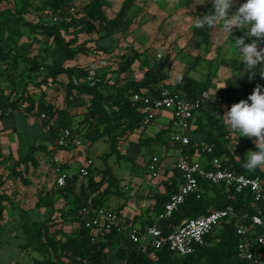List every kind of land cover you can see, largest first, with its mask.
Returning <instances> with one entry per match:
<instances>
[{"label":"trees","instance_id":"obj_1","mask_svg":"<svg viewBox=\"0 0 264 264\" xmlns=\"http://www.w3.org/2000/svg\"><path fill=\"white\" fill-rule=\"evenodd\" d=\"M134 1H124L118 16L119 18H123V14L132 7ZM192 1L187 0L189 4ZM239 1L241 3L244 2V0ZM77 2L78 0H45L44 3L47 10L53 16L62 17V21L53 24L24 23L35 36L41 35L52 39L55 49L64 54L66 62L69 63L66 66L63 64L51 66L42 82L44 85H48L50 82L57 84L61 83L58 80L60 76L67 78L66 83H61L65 89L66 107L55 108L44 102V100H41L38 104H34L32 98L26 94V89L20 93L21 96L18 99L15 98L13 100L12 96L3 97L0 120L6 117L10 109H17L20 101L27 103L26 111L28 115L36 111L35 115L40 119L42 114L46 116L45 119H41L42 127L46 129L45 139L38 145L31 144L29 152L25 156L20 155L17 160H13L8 169V177H13L24 186L29 185V181L25 178V175L31 169L39 167L38 154L51 155L52 150L50 147L56 144L58 131L61 128H74L76 126L86 128L84 140L94 146L97 142L107 139L110 153L107 155L105 161L106 168L100 172V176L93 175L94 168H92L87 183H84L76 174L68 179L66 186L62 190L56 192L66 201L69 210L64 215L75 220L77 224L76 228L72 229L70 234L64 233L63 229L52 232L50 219L43 222L26 217L22 223L25 242L21 246V249L24 251L31 249L39 255L33 264H55V260L66 261L68 264H114L109 253L110 251L112 252V248L115 245H119L116 255L124 264H246L238 257L237 248L241 238L237 236L233 223H223L222 226L214 230L207 237L208 246L199 248L195 254L186 258H176L168 249L144 254L136 246L130 244L125 235L117 234L116 232H112L104 241L96 245L91 242L89 230L84 227L80 214L86 200L93 196L95 204L103 207L110 196H122L121 182L113 175L112 169L107 165V159L115 156L120 161L131 164L136 163L133 158L123 155L120 151L122 140L128 135L138 132L143 120V115L137 108L132 107L129 99L133 94L144 91L149 93V95H156L154 87L166 82L168 78L165 75L166 65L162 64L148 68L141 80H135L133 78V67L139 60L140 55L135 52H128L120 57L114 82L107 81L106 76H103L93 86L75 85L73 79L85 77L88 74V69L70 65V63L78 55L85 54L86 49L84 45L80 44L78 36L68 39L63 34V31L69 32L76 25L84 24L90 32L99 29V31L108 34L117 26V21H109L106 16L104 8L107 5V0H92L80 9ZM73 4L78 8V13L75 15L67 12L68 8ZM3 5H9V3H3L1 6ZM233 5V8H235L234 3ZM29 8L28 2H24L17 16H12L9 21L0 23V35L8 22L21 23L23 16L28 13ZM65 11L68 13L67 15H64ZM210 13L211 6L208 10V14ZM214 27H195V34L200 38L199 47L209 44ZM108 47L110 46L99 45L97 48L100 51L108 52ZM7 49L0 47V60L9 58L10 52ZM20 58H23L29 65V71L38 72L40 70L35 58L31 59L28 54L20 55L18 52L15 62ZM246 70V66L232 67L229 78L224 81L223 87L216 91L218 94L228 96L226 105L221 109H215L211 106L207 110H202L195 119V129L191 134V138L193 144L200 143L201 141L214 144V153L211 156H207L208 160L222 158L224 160V168L251 178L258 177L264 184V166L252 171L243 167L246 161V153L249 150H254L253 139L241 137L235 146H232V133L228 131L221 116L232 104L246 99L257 84L263 85L264 77L259 74L263 73L262 65L255 70L259 73L251 79L249 78L251 76L250 73L246 72L243 76ZM168 88L185 90L191 98H197L204 90L215 91L209 89L208 82L202 83L190 76H184L175 87ZM83 95L91 97L92 100L88 106L85 118L79 124H76L75 119L77 118V114L71 109L70 105L72 101L78 100ZM17 96L18 94L15 97ZM171 131L172 128L168 127L166 130L160 131L154 139H140V141L149 148L154 144L170 148L168 134ZM174 147L182 150L184 154L194 153V149L190 151L187 147L180 148L176 145ZM179 178L178 171H174V175L164 182L165 192L156 193L153 196L155 203L152 211L157 214L164 211V207L170 196L179 189ZM5 184L6 180L0 176V234L5 230L6 203H11L10 197L3 190ZM203 187L205 192L201 199L190 197L175 212L173 218L167 223H159L166 232H170L184 220L199 217L213 210L224 209L230 205L238 211L252 213V210L248 206L252 200L250 191L236 193L233 190L227 191L222 186L208 185L206 183H203ZM43 195V192H40L37 207L51 208L47 205ZM261 208L264 210V201L261 204ZM118 211L120 210L118 209ZM131 221L134 224L137 223L135 220ZM152 224V220L145 222V226ZM152 256L157 258V263L151 260ZM260 264H264V248Z\"/></svg>","mask_w":264,"mask_h":264},{"label":"rangeland","instance_id":"obj_2","mask_svg":"<svg viewBox=\"0 0 264 264\" xmlns=\"http://www.w3.org/2000/svg\"><path fill=\"white\" fill-rule=\"evenodd\" d=\"M44 1L12 0L9 5L0 7V23H3L9 21L12 16H17L24 2H28L30 5L28 13L23 16L21 23L8 22L1 31L0 47L7 49L8 46L7 50L10 52V56L6 60H0V88L5 94L12 97L26 89V94L32 98L34 104L44 100L55 108H64L66 107V94L61 83H66L67 78L60 76L58 80L61 83L57 84L50 82L48 85H44L42 82L51 66L60 64L66 66L69 63L66 62L64 54L55 49L52 39L41 35L35 36L24 24L25 22L32 24L54 23V16L47 10ZM90 1L92 0H78V8H82ZM124 1L107 0V5L104 8L106 16L109 21H117V26L112 29L111 33L107 34L99 29L90 32L84 24L76 25L69 32L63 31L68 39L78 36L80 44L84 45L86 49V53L78 55L70 65L87 68L88 72L94 68L100 80L106 76L107 81L114 82L120 57L128 52H135L140 55L133 67L135 80H141L148 68L165 64V75L168 79L161 83V86L175 87L184 76H190L202 83L208 82L209 89L215 91L222 88L224 81L231 74L232 67L243 66L233 39L244 35V31L247 30L246 25L236 29L232 33V37L224 32L222 23L218 22L213 28L209 44L198 46L200 38L195 34L196 17L208 12L211 0H193L191 4L187 0H135L132 7L123 14V18H119ZM233 3L235 8L230 9L229 14H233L242 4L239 0H233ZM67 14L65 11L64 15ZM99 45L110 46L108 52L100 51L97 48ZM260 47L264 48V40H261ZM18 52L20 55L28 54L31 59L35 58L40 70L38 72L29 71V65L23 58L17 59L18 61L15 62ZM262 67L264 73V65ZM91 100V97L83 95L78 100L72 101L70 107L77 114L76 124L85 118ZM35 113L36 111L31 115L35 116ZM21 123L25 124L23 118ZM136 133L128 135L120 145L121 153L133 158L136 161L135 164L120 161L115 156L107 159V165L115 176L126 183L129 182L125 180H128L132 170L134 178L137 176L147 178L149 174L148 161L151 156L153 154L158 157L162 156L158 148L145 146L140 141L142 135ZM10 136L11 141H14L13 135ZM252 139L254 140L255 137ZM236 143L237 136L232 133L231 145L235 146ZM79 152L84 160L86 158L94 161L92 174L100 176V172L106 168L105 161L110 153L107 139L97 142L94 146L84 140V145ZM80 163H73L74 172L79 170ZM11 164L6 168L0 167L1 171H5V174L9 173L8 169ZM5 165H8L7 160ZM34 170H30L32 175L29 185L24 186L20 181L13 180L12 184L7 186L8 193L4 191L10 197L11 203H6L5 230L0 234V264H33L39 257L31 249L26 251L21 249L25 242L22 223L26 217L43 222L50 219L52 232L63 229L64 233L70 234L72 228L77 225L73 218L64 215L69 207L60 194H44L43 197L51 208L37 207L39 193L43 190V182H41L43 179ZM28 175L29 173L26 174V176ZM38 180L40 181L38 182ZM122 191V196L111 199V204L114 201L123 204L127 200L131 202V191L126 189ZM134 202L140 204L138 201ZM139 207L137 206V208ZM118 249L119 245L113 246L112 252L109 253L110 258L114 264H124L116 255ZM151 260L155 263L158 261L154 257Z\"/></svg>","mask_w":264,"mask_h":264},{"label":"built area","instance_id":"obj_3","mask_svg":"<svg viewBox=\"0 0 264 264\" xmlns=\"http://www.w3.org/2000/svg\"><path fill=\"white\" fill-rule=\"evenodd\" d=\"M10 2L12 0H0V6ZM67 12L75 15L78 13V8L73 4ZM53 21L58 23L62 21V17L54 16ZM99 81L100 78L94 68L90 69L85 78L73 79L75 85L93 86ZM2 91L3 89L0 88V113L3 97L8 96ZM154 91L156 93L154 96L146 91L135 93L129 101L132 107L137 108L143 115L140 132H145L164 113H169L170 119L167 126L172 128L169 136L170 143L180 148L187 147L190 151L194 149L192 154H184L180 150V155L175 158L174 171H178L180 175L179 189L170 196L164 211L157 214L153 224L145 227L124 219L121 212L116 209L96 205L94 197H89L80 214L84 227L89 230L91 242L96 245L104 241L112 232H116L125 235L128 242L144 254L168 249L174 257L186 258L195 254L199 248L208 246L207 237L223 223H233L237 236L241 238L237 248L238 257L246 264H260L264 248V210L261 208L264 201L263 181L258 177L251 178L224 168L222 158L208 160L207 156L214 153V144L206 141L193 144L191 138L197 115L211 106L221 109L226 105L228 96L218 94L216 91L204 90L197 98H191L185 90L161 85L154 87ZM16 95L13 96V100L21 96L18 94L15 97ZM26 110L27 103L20 101L17 109H10L6 117L16 112L27 114ZM45 118L46 116L42 114L41 119ZM86 131V128L79 126L61 128L58 131L56 144L52 147L48 163L52 181L50 191L59 192L66 186L68 179L74 176L65 170L61 153L81 149ZM93 166L92 159H85L77 173L84 183H87ZM148 170L152 178L159 177L163 166L158 157L150 158ZM203 183L222 186L227 191L233 190L236 193L250 191L252 200L248 206L252 213L238 211L230 205L224 209L213 210L199 217L184 220L179 226L166 232L159 223H167L173 218L175 212L190 197L201 199L205 192ZM54 262L68 264L66 261L55 260Z\"/></svg>","mask_w":264,"mask_h":264},{"label":"crops","instance_id":"obj_4","mask_svg":"<svg viewBox=\"0 0 264 264\" xmlns=\"http://www.w3.org/2000/svg\"><path fill=\"white\" fill-rule=\"evenodd\" d=\"M35 116L28 115V114H21V113L16 112L12 115L5 117L3 120H0V162H1L0 167L2 166L5 168L8 167L10 163H12L13 160H17L20 155L25 156L29 152V147L31 144L38 145L42 143L43 139H45L46 129L42 127V120L38 116H37L38 118H36ZM21 117L24 119L25 124L21 123L22 122ZM169 119H170V114L164 113L156 121V123L150 126L145 132L138 131L137 133L139 135H142L141 139L143 140L154 139L160 131L167 129L168 127L167 123ZM160 122H162V124H160ZM10 135H13L14 141H11ZM33 136H35L34 139H33ZM169 136H170V133L168 134V140H169ZM169 144H170V148H166L158 144H154L151 147V148H158L160 152L162 153V156L160 157L156 156V154H153L151 156V157H154V156L158 157L162 163L163 170H162V173L159 175V177L152 178L151 175H149L150 174L149 173L147 178H140L137 175H136L137 178H134L133 177L134 174L132 170L128 180H125V181H129L127 182L129 184H127L126 182H122V180L118 179V177H116L115 174L113 173V175L120 182H122L121 189L122 190L126 189V190L131 191L130 198L132 199H131V202H129L130 200H127L124 204L120 203L119 201H114V203L111 204L110 202L111 199L116 197L115 195H113V196H110L108 200L105 202V207L116 209V210L119 209L120 210L119 212H121L122 217L124 219L128 221L135 220L137 221L136 224L142 227H145V222L148 220L155 221L157 218V213L152 211V207L155 203L153 196L156 193L165 192L164 182L168 181L174 175V164H175L174 161H175V158H177L180 155V150L176 149V147H174L171 143ZM50 149L52 150V147H50ZM81 149L71 150V151H66V152L61 153V157L64 163V168L70 174L76 175L79 172L81 166L83 165L84 157L80 156L79 154L80 153L79 151H81ZM37 158L39 161V167L35 169L34 171L38 172L40 177H42L43 179L41 180V182H43V186H42L43 190H41V192H43V194L55 193V192L50 191V187L52 184V181L50 180V174H49L50 172H49V166H48L50 156H47L44 154H38ZM6 160L8 162V165H5ZM75 162L76 163L81 162L80 163L81 166L77 172L73 171V167H74L73 163ZM1 170L2 169H0V176H2L6 180V184L3 190L6 191V193H8L6 190L7 186L10 183L12 184V181L15 179L13 177H8L9 173L7 172L5 174V171L2 172ZM31 175L32 174L30 173V171H29L28 176L25 175V178L29 179L28 180L29 183H31V180H30ZM39 181L40 180H38V182ZM145 181L147 182L143 184ZM134 185H137V187H134ZM142 193L143 195H140ZM122 194H123V191H122ZM134 201H138L140 202V204H135ZM137 206H140L141 208L140 207L137 208ZM150 208L151 210L148 211V209ZM144 209H146V211H144ZM75 228L76 226L73 227L72 229H75Z\"/></svg>","mask_w":264,"mask_h":264},{"label":"clouds","instance_id":"obj_5","mask_svg":"<svg viewBox=\"0 0 264 264\" xmlns=\"http://www.w3.org/2000/svg\"><path fill=\"white\" fill-rule=\"evenodd\" d=\"M233 0H211V13L196 17V26H215L222 23L224 32L230 34L242 26H247L244 35L235 37L233 43L240 54V62L246 66L250 79L257 73L255 70L264 65V0H244L233 14ZM250 41V42H246ZM264 77V73H259ZM239 79V78H237ZM229 132L236 134L237 142L241 137L253 138L254 150L246 153L243 167L256 170L264 166V85L257 84L246 98L231 105L221 115Z\"/></svg>","mask_w":264,"mask_h":264}]
</instances>
